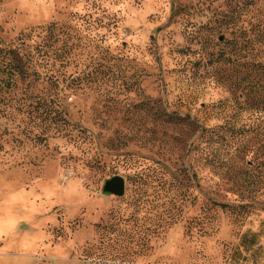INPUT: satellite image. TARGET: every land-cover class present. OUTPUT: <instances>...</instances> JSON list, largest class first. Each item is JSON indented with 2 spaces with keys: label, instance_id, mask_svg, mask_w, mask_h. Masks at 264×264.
<instances>
[{
  "label": "rangeland",
  "instance_id": "374dc122",
  "mask_svg": "<svg viewBox=\"0 0 264 264\" xmlns=\"http://www.w3.org/2000/svg\"><path fill=\"white\" fill-rule=\"evenodd\" d=\"M260 21L262 0H0L5 44L52 23L83 37L42 79L0 80V264H264V136L238 109L261 86ZM147 168L164 175L139 184Z\"/></svg>",
  "mask_w": 264,
  "mask_h": 264
},
{
  "label": "trees",
  "instance_id": "16d2710c",
  "mask_svg": "<svg viewBox=\"0 0 264 264\" xmlns=\"http://www.w3.org/2000/svg\"><path fill=\"white\" fill-rule=\"evenodd\" d=\"M259 23L260 33H262L260 46H264V21H260ZM44 32L45 35L42 42L37 44H30L33 40L31 32L22 33L16 38L14 44H5L0 39V80L4 82L6 88L17 87L18 81L33 82L42 79L43 75L40 70H46L47 68L51 69L55 65V61L63 63L66 59V55L73 54V51L79 47V43L83 40L78 30L68 23H52L44 28ZM253 69L260 75L258 82L261 86L257 91L258 95L250 101L247 99L248 103L245 108L239 104L238 109L241 110V112L244 111L245 113H249L250 116L255 118V121H258L255 127L249 126L247 131L264 136V132L259 131L260 122H263L264 117V64L259 63ZM50 79L52 80L53 76L48 78V80ZM166 122H172L182 127L191 128L194 135L200 133V139H204L210 145L225 143V136L222 132L223 126L204 131L199 123L190 117L173 118L172 116H167ZM237 126L236 124L234 128L230 130L232 136L238 134V129L236 130ZM227 164V160L221 156H212L208 160V165L211 167L224 168ZM162 174L164 175L163 172L155 168H147L138 172L135 178L139 184L140 182L145 184L144 182L148 179L162 176ZM213 205L222 209L232 207L231 205L217 202H213ZM239 207L244 209L246 206Z\"/></svg>",
  "mask_w": 264,
  "mask_h": 264
},
{
  "label": "water",
  "instance_id": "95a60500",
  "mask_svg": "<svg viewBox=\"0 0 264 264\" xmlns=\"http://www.w3.org/2000/svg\"><path fill=\"white\" fill-rule=\"evenodd\" d=\"M104 191L114 196L121 197L125 193V179L122 176H115L104 185Z\"/></svg>",
  "mask_w": 264,
  "mask_h": 264
},
{
  "label": "crops",
  "instance_id": "0c3cea01",
  "mask_svg": "<svg viewBox=\"0 0 264 264\" xmlns=\"http://www.w3.org/2000/svg\"><path fill=\"white\" fill-rule=\"evenodd\" d=\"M1 254L4 255V253H1V252H0V255H1ZM4 256H5V255H4ZM0 258H1V257H0ZM0 260H1V259H0ZM4 260H5V259H4ZM6 260H7V259H6ZM8 260L10 261L11 258H8Z\"/></svg>",
  "mask_w": 264,
  "mask_h": 264
}]
</instances>
